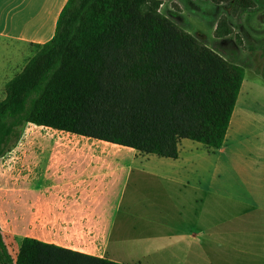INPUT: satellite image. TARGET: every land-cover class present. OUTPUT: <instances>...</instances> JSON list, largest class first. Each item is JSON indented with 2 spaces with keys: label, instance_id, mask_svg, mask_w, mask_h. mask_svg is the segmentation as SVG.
<instances>
[{
  "label": "crops",
  "instance_id": "crops-1",
  "mask_svg": "<svg viewBox=\"0 0 264 264\" xmlns=\"http://www.w3.org/2000/svg\"><path fill=\"white\" fill-rule=\"evenodd\" d=\"M68 1L0 0V102L32 45L54 37ZM256 83L245 68L221 149L182 140L176 160L40 126L49 130L48 152L38 140L42 164L13 183L0 172L4 243L15 255L29 238L118 264H264V88Z\"/></svg>",
  "mask_w": 264,
  "mask_h": 264
},
{
  "label": "trees",
  "instance_id": "trees-1",
  "mask_svg": "<svg viewBox=\"0 0 264 264\" xmlns=\"http://www.w3.org/2000/svg\"><path fill=\"white\" fill-rule=\"evenodd\" d=\"M234 2L233 13L254 0ZM156 0H69L54 37L6 85L0 158L32 124L178 159L190 140L221 149L245 79L225 59L160 13ZM232 27L222 18L217 37ZM0 264H118L23 238L15 258L0 231Z\"/></svg>",
  "mask_w": 264,
  "mask_h": 264
},
{
  "label": "rangeland",
  "instance_id": "rangeland-1",
  "mask_svg": "<svg viewBox=\"0 0 264 264\" xmlns=\"http://www.w3.org/2000/svg\"><path fill=\"white\" fill-rule=\"evenodd\" d=\"M156 1L161 4L160 13L163 16L194 35L225 59L247 68L249 81L257 80L258 89L264 88V0H254L253 10L239 14L233 13L234 2L215 4L210 0ZM222 18H225L226 23L232 27L233 33L219 38L216 36V29ZM13 51L8 50L6 53L11 54ZM35 53V49L30 48L31 57ZM24 129L18 146L0 160L2 178L12 183L15 176L20 172L25 174L29 166L42 164L35 162V157L42 155L38 140L42 143L44 152L49 150V130L33 125H28ZM5 246L6 251L15 258L13 250L11 251L7 244ZM4 252L0 247V253Z\"/></svg>",
  "mask_w": 264,
  "mask_h": 264
}]
</instances>
